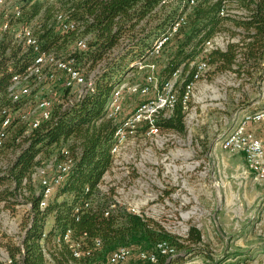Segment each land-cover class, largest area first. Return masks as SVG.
Here are the masks:
<instances>
[{
    "label": "trees",
    "instance_id": "16d2710c",
    "mask_svg": "<svg viewBox=\"0 0 264 264\" xmlns=\"http://www.w3.org/2000/svg\"><path fill=\"white\" fill-rule=\"evenodd\" d=\"M168 1L65 0L73 18L84 27L81 34H61L55 30L53 13L44 4H35L27 12L26 19L30 21L45 8L38 34L43 48L48 51L71 53L81 35H91L87 50L76 49L71 54L75 65L86 68L88 74L94 70L100 72L95 92L72 109L63 111L60 106H55L51 120L43 122L29 136L17 125L19 119L8 130L5 145L0 148V202L9 205L12 198L28 191L32 204L22 240L24 254L20 245L10 238L6 245L13 264H50L43 246L48 248L53 264H110L111 256L120 248L132 250L131 257L122 264H181L182 257L176 256L203 242L202 232L194 226L180 242L154 219L134 214L121 204L106 216V209L114 201L113 190L105 194L100 189L105 175L114 165L112 146L116 124L106 117L105 107L114 86L122 81L126 72L138 69L136 62L149 57L154 41L174 22L179 8L166 15ZM224 2L229 9L240 13L221 16ZM185 7L187 10L188 4ZM222 32H228L237 41L230 42L226 51L216 50L208 56L203 55L204 43ZM175 36L182 37L158 76L166 82L182 69L185 81L178 84V100L172 114L160 116L158 125L161 129L184 135L190 104V101L184 103V95L186 83L194 80V70L190 68L192 61L208 59L213 74L232 71L241 80L262 78L264 0H198L187 24ZM0 56L1 114L4 107L16 108L7 98L12 80L8 63L12 62L21 71L31 62L32 54H22V49L10 47V41L5 37L0 40ZM64 147L72 151L74 165L64 184L41 210L42 194H37L40 184L37 190L32 175L38 166ZM10 155L15 158L3 168L1 163ZM87 188L89 192H86ZM50 220L53 224L48 228ZM68 230L72 232L71 239L79 242L81 250L89 251L90 255L74 258L73 250L62 239ZM164 242L176 250L175 257L163 255L158 250V245ZM143 252L155 254L156 262L142 259ZM19 254H23L21 259L17 258ZM0 264L5 262L0 259Z\"/></svg>",
    "mask_w": 264,
    "mask_h": 264
},
{
    "label": "rangeland",
    "instance_id": "374dc122",
    "mask_svg": "<svg viewBox=\"0 0 264 264\" xmlns=\"http://www.w3.org/2000/svg\"><path fill=\"white\" fill-rule=\"evenodd\" d=\"M181 4L169 0L164 13L180 10ZM64 5L63 1L47 8L62 10ZM193 9L187 10V17ZM181 37L174 36L161 54L147 60L157 66V74H161ZM146 73L140 69L128 71L122 81L143 83ZM263 77L258 81L241 80L232 71L213 74L210 68L191 94L186 133L160 129L156 135H147L145 127L140 128L124 144L104 177L101 186L113 190L114 200L140 210L180 242L192 226L202 232L201 244L176 256L182 257L181 264H246L264 256V182L245 172L243 154H232L221 147L243 115L264 109ZM54 88L50 83L33 86L31 95L16 109H32L40 99L51 98ZM151 97L153 92L126 96L124 117ZM17 125L28 128L26 121ZM248 129L264 143V120L250 124ZM14 158L6 157L1 166L6 167ZM34 183L38 190V177ZM29 198L26 191L12 198L9 205L0 202V258L9 255V238L17 245L22 243L32 212ZM52 224L50 220L48 228ZM236 255L242 257L231 262Z\"/></svg>",
    "mask_w": 264,
    "mask_h": 264
},
{
    "label": "built area",
    "instance_id": "2783aa9c",
    "mask_svg": "<svg viewBox=\"0 0 264 264\" xmlns=\"http://www.w3.org/2000/svg\"><path fill=\"white\" fill-rule=\"evenodd\" d=\"M63 1L65 2V0H0V8H2L0 10V40L7 37L10 41V47L22 49V54H32L31 62L21 71L15 68L12 62L8 63V71L12 73L11 84L7 91L8 100H10L12 105H17L31 95L33 86L41 83L55 84V88L51 90L52 97L40 99L28 111L23 112V110L16 109L12 106L4 107L1 110L0 148L5 145L9 133L8 130L16 119L28 123L25 135L29 136L43 122L51 120L55 106H60L63 111L70 110L87 95L93 94L96 90V80L100 70H94L88 74L86 68H79L75 65V59L71 54L76 49L81 51L87 50L89 40L92 37L91 35H81L76 41L75 50L65 55L48 51L42 46L38 32L42 27L45 8ZM180 2L182 3L181 9L178 11L174 22L164 34L160 35L154 41L149 52V57L136 62L138 69L147 71L145 82L130 83L121 81L112 90L111 97L105 107V113L106 117L116 124L112 146L114 162L116 155L123 148L124 144L130 137L135 136L140 128L145 127L147 135L158 134L161 129L158 125L160 116H170L176 106L178 100V84L185 81L183 78V70H177L169 81L162 82L156 71L157 66L146 62L149 58L161 54L166 44L187 24V10L195 7L198 0H184ZM35 4H44L45 8L39 15L29 21L26 19L27 12ZM185 4H188L186 11L184 10ZM52 13V23L54 24L55 30L59 33L81 34L83 32L84 27L82 23L73 18L72 11L68 10L66 5H64L62 10H55ZM237 13L240 12L229 9V6L224 2L220 15L227 17ZM235 41H237L236 38H231L225 32L218 33L204 43L202 53L208 56V54L216 50L226 51L228 44ZM190 68L194 70V80L186 83L184 95L185 104L190 101L191 94L196 85L205 79L211 66L208 63V59H197L190 63ZM60 82L61 84L58 86L57 84ZM261 84L264 89V77ZM65 89L68 92L64 93L63 90ZM152 92L153 97L138 105L132 114L124 117V102L126 96H146ZM263 120L264 109L257 113L243 115L237 128L221 142V147L225 151L231 152L232 154H243L246 161L245 172L253 174L255 180L259 182H264V143L248 127L254 122H261ZM73 165L74 157L72 151L64 147L59 153L36 168L32 178L33 181H36L38 177V183L40 184V192L37 194H42L40 203L41 210L47 207L51 197L64 184ZM52 172L55 173L51 175ZM100 189L105 194L109 193V190H104L102 186H100ZM86 192H89L88 188ZM118 204L126 206L118 200L111 201L106 209L105 215L108 216L111 211L117 208ZM30 207H32L31 203ZM128 209L134 214L143 218L146 217L138 209ZM71 234V230H68L62 239L73 250L74 258L81 259L84 254L87 256L90 255L89 251L84 253L81 250V244L79 242L71 239ZM97 245H100V243L97 242ZM20 247L24 254V246L22 243ZM158 250L161 254L171 257H175L177 254L176 250L166 242L159 244ZM43 251L49 263L53 264L48 248L43 246ZM23 254H19L17 258L21 259ZM131 255L132 250L130 248H120L111 256L110 264H122ZM141 257L142 259L156 262V255L153 253L143 252L141 253ZM0 259L5 264H13V259L10 255ZM238 259L232 258L231 262H238ZM246 264H264V256L259 259L255 258Z\"/></svg>",
    "mask_w": 264,
    "mask_h": 264
},
{
    "label": "crops",
    "instance_id": "0c3cea01",
    "mask_svg": "<svg viewBox=\"0 0 264 264\" xmlns=\"http://www.w3.org/2000/svg\"><path fill=\"white\" fill-rule=\"evenodd\" d=\"M264 251V248L262 249V252ZM240 257H242V255H236V256H234L233 258H240ZM232 259V258H231Z\"/></svg>",
    "mask_w": 264,
    "mask_h": 264
}]
</instances>
